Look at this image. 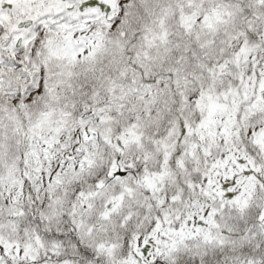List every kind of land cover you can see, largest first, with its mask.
<instances>
[{
	"label": "snow or ice",
	"instance_id": "6c2138e0",
	"mask_svg": "<svg viewBox=\"0 0 264 264\" xmlns=\"http://www.w3.org/2000/svg\"><path fill=\"white\" fill-rule=\"evenodd\" d=\"M0 264H264V0H0Z\"/></svg>",
	"mask_w": 264,
	"mask_h": 264
}]
</instances>
